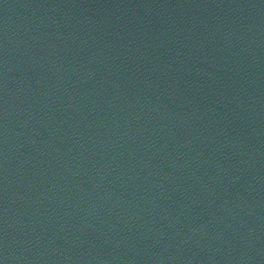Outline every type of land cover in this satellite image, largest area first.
<instances>
[{
	"label": "water",
	"instance_id": "95a60500",
	"mask_svg": "<svg viewBox=\"0 0 264 264\" xmlns=\"http://www.w3.org/2000/svg\"><path fill=\"white\" fill-rule=\"evenodd\" d=\"M0 264H264V0H0Z\"/></svg>",
	"mask_w": 264,
	"mask_h": 264
}]
</instances>
